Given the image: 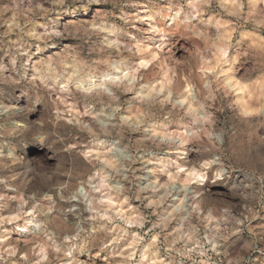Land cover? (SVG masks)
Segmentation results:
<instances>
[{"label":"clouds","instance_id":"9594fccd","mask_svg":"<svg viewBox=\"0 0 264 264\" xmlns=\"http://www.w3.org/2000/svg\"><path fill=\"white\" fill-rule=\"evenodd\" d=\"M0 264H264V0H0Z\"/></svg>","mask_w":264,"mask_h":264}]
</instances>
